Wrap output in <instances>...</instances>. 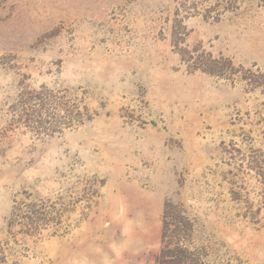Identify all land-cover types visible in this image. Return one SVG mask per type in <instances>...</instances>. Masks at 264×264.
Segmentation results:
<instances>
[{
    "label": "rangeland",
    "instance_id": "obj_1",
    "mask_svg": "<svg viewBox=\"0 0 264 264\" xmlns=\"http://www.w3.org/2000/svg\"><path fill=\"white\" fill-rule=\"evenodd\" d=\"M0 264H264V0H0Z\"/></svg>",
    "mask_w": 264,
    "mask_h": 264
}]
</instances>
